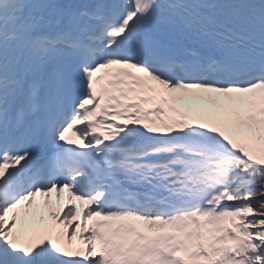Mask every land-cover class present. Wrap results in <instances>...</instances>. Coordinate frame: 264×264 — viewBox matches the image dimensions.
I'll use <instances>...</instances> for the list:
<instances>
[{
  "label": "snow or ice",
  "instance_id": "1",
  "mask_svg": "<svg viewBox=\"0 0 264 264\" xmlns=\"http://www.w3.org/2000/svg\"><path fill=\"white\" fill-rule=\"evenodd\" d=\"M0 264H264V0H0Z\"/></svg>",
  "mask_w": 264,
  "mask_h": 264
}]
</instances>
